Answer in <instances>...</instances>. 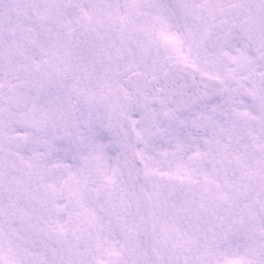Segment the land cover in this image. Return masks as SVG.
I'll return each mask as SVG.
<instances>
[{
	"label": "snow or ice",
	"instance_id": "6c2138e0",
	"mask_svg": "<svg viewBox=\"0 0 264 264\" xmlns=\"http://www.w3.org/2000/svg\"><path fill=\"white\" fill-rule=\"evenodd\" d=\"M0 264H264V0H0Z\"/></svg>",
	"mask_w": 264,
	"mask_h": 264
}]
</instances>
